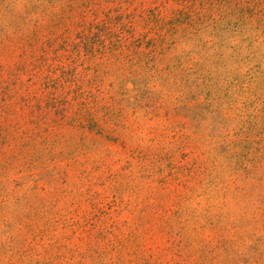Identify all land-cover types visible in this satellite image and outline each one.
I'll list each match as a JSON object with an SVG mask.
<instances>
[{"label": "rangeland", "instance_id": "obj_1", "mask_svg": "<svg viewBox=\"0 0 264 264\" xmlns=\"http://www.w3.org/2000/svg\"><path fill=\"white\" fill-rule=\"evenodd\" d=\"M0 264H264V0H0Z\"/></svg>", "mask_w": 264, "mask_h": 264}]
</instances>
